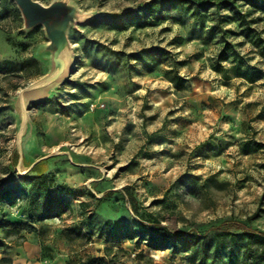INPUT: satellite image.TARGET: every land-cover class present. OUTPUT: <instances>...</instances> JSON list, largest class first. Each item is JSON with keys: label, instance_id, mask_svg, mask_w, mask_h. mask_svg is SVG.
Segmentation results:
<instances>
[{"label": "rangeland", "instance_id": "1", "mask_svg": "<svg viewBox=\"0 0 264 264\" xmlns=\"http://www.w3.org/2000/svg\"><path fill=\"white\" fill-rule=\"evenodd\" d=\"M38 1L77 8L64 52L71 71L24 101L21 91L51 72V40L0 0L3 241L36 236L40 258L67 264H222L225 252L207 243L212 228L264 231V0ZM224 49L229 79L213 69ZM234 60L258 80L236 77ZM38 159L53 194L69 188L65 202L59 216L5 238L1 221L34 214L21 189ZM133 204L186 239L150 248Z\"/></svg>", "mask_w": 264, "mask_h": 264}, {"label": "trees", "instance_id": "2", "mask_svg": "<svg viewBox=\"0 0 264 264\" xmlns=\"http://www.w3.org/2000/svg\"><path fill=\"white\" fill-rule=\"evenodd\" d=\"M201 3H197V9L199 10ZM161 10V8L159 9ZM197 11L194 14H198ZM259 46H261V53L264 55V42H258ZM226 49L221 52L220 61L213 65V69L225 76V78L229 79L228 72L224 69V66L220 63L221 60L226 59ZM234 70L236 77H243L249 82L253 83L258 80L259 74L256 71H251L250 69H242L240 63L234 60ZM26 64L23 65V69H26ZM258 72H261L258 71ZM184 78H182L183 80ZM171 81L177 83L176 79H172ZM179 87L180 84L177 83ZM46 162L42 161L37 163L33 168V172H37V174L30 175L27 178H30L32 182L28 188L24 187L21 190L27 191L29 193V200L31 207L33 209V213L30 215V220L28 223H22L19 221H10L7 218L4 221H1L4 227L6 228L4 231V237H9L10 234L16 233L21 234L24 229L35 230V223L59 216L57 211V207L64 204L65 197L69 188L66 185H58L59 191L62 193L61 195H55L52 193V187L45 176L46 168L44 166ZM210 179L206 180V183L209 182ZM195 181V180H194ZM196 182V181H195ZM125 188H129L125 186ZM1 192H5L3 185L0 184ZM134 212L143 220L146 228L149 230V241L148 246L150 248H174L180 239H186L183 235L178 234L166 226L161 224V221L157 218L154 220H146L144 218V214L140 213L136 204H133ZM37 212V213H35ZM230 221H224L223 223L212 228L210 232V238L207 240V243L214 245V252L216 254L220 253V251H224L226 258L221 257L220 260L224 259L222 264H259L260 262L264 263V231L253 228L248 222H241L237 225L229 224ZM2 225V226H3ZM235 226L236 230H232ZM109 242V238L106 239ZM189 242V240L187 241ZM140 243V242H139ZM9 245L0 237V251L5 252ZM110 250L111 246H107ZM241 249V254H236V250ZM215 254V256H216ZM207 256V254L205 255ZM102 260L101 257L92 256L89 259L88 264L98 263ZM11 259L8 257L1 259L2 263L10 262ZM85 264V263H80Z\"/></svg>", "mask_w": 264, "mask_h": 264}, {"label": "water", "instance_id": "3", "mask_svg": "<svg viewBox=\"0 0 264 264\" xmlns=\"http://www.w3.org/2000/svg\"><path fill=\"white\" fill-rule=\"evenodd\" d=\"M14 1L22 12L25 27L30 29L42 24L51 40V43L44 47V51L50 50L52 53L51 72L37 84L21 91L22 99L25 101L30 92L49 88L70 73L71 69L64 57V52L68 46L67 29L77 16V8L65 1H54L49 5L38 0ZM49 94L50 91L47 96Z\"/></svg>", "mask_w": 264, "mask_h": 264}, {"label": "crops", "instance_id": "4", "mask_svg": "<svg viewBox=\"0 0 264 264\" xmlns=\"http://www.w3.org/2000/svg\"><path fill=\"white\" fill-rule=\"evenodd\" d=\"M42 160V159H41ZM40 159L32 161L28 167L30 173L29 175L37 174V172H33L32 168L39 162H42ZM47 173V170L46 172ZM26 240L23 244H10L5 252L0 251V264L1 259L8 257L11 259L10 262L2 263V264H67L66 257L63 255H55L53 258H40L42 252L41 241L36 236H28L25 235ZM97 241H101L104 246L114 245L108 242L105 239H98Z\"/></svg>", "mask_w": 264, "mask_h": 264}]
</instances>
